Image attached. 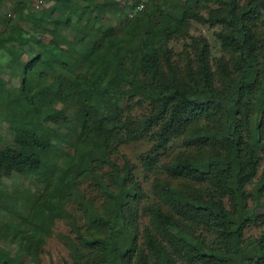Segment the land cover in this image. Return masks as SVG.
<instances>
[{
	"label": "trees",
	"instance_id": "trees-1",
	"mask_svg": "<svg viewBox=\"0 0 264 264\" xmlns=\"http://www.w3.org/2000/svg\"><path fill=\"white\" fill-rule=\"evenodd\" d=\"M45 1L63 19L24 8L19 18L36 23L47 13L51 41L18 24L15 35L0 32L1 54L27 61L20 91L36 115L7 109L27 134L10 144L0 135V210L16 212L38 191L40 208L33 219H0V264H12L3 245L17 240V264L38 260L45 221L75 211L82 226L70 246L74 264L194 262L200 244L213 263L224 253L237 264H264V233L246 237L249 227L264 226V0H153L135 16L133 5L117 0ZM104 14L122 16L120 24ZM192 21L222 26L218 37L230 58L214 64L208 40L190 34ZM63 26L77 39L57 37ZM187 38L174 52L171 41ZM78 48L86 70L76 67ZM64 77L75 83V98L65 94ZM115 96L150 110L126 116L131 103L124 109ZM146 138L153 144L143 164L159 172L152 202H144L130 163L112 159L118 144ZM176 140L183 147L160 162ZM64 146L72 148L65 157ZM45 189L54 210L42 205ZM159 237L180 238L186 249L169 250Z\"/></svg>",
	"mask_w": 264,
	"mask_h": 264
},
{
	"label": "rangeland",
	"instance_id": "rangeland-1",
	"mask_svg": "<svg viewBox=\"0 0 264 264\" xmlns=\"http://www.w3.org/2000/svg\"><path fill=\"white\" fill-rule=\"evenodd\" d=\"M121 5L123 3L134 6V8L129 11L130 16H135L140 10L138 6L141 0H117ZM125 1V2H124ZM153 0H147L145 2V7H147ZM160 1V0H154ZM120 5V7H122ZM24 8L28 11L39 10L43 12V9H51L54 11V16L63 19L61 10L57 4L54 2H46L45 0H0V32L11 33L13 35L17 32L11 27L13 24L23 25L28 30L37 32L41 34L46 41H51V37L43 31L44 20L48 18V14L40 17L36 23L33 22H23L19 18V10ZM203 14L207 16V12L204 11ZM104 20H111L113 24L119 25L122 16L110 17L109 14H104ZM62 31L57 32V37L61 38L65 36L69 40L77 39L76 33H73L68 27L63 26ZM222 30L220 25H210L200 23L198 21H192L190 25V34L195 37H205L210 43L212 51V61L215 64L216 59L220 57L230 58V54L222 47L218 33ZM1 35V34H0ZM0 40L3 39L0 37ZM190 38L173 40L170 43L171 48L176 53H181L184 49L186 42H189ZM145 47H149L148 43ZM150 48V47H149ZM76 67L80 70H86L89 65L88 57L84 54L81 48H78V54L75 58ZM27 66V61L24 59H19L16 63L11 62L8 58H5L0 51V135L4 138L6 144H10L17 133L27 134V131L22 127L20 119L13 115L8 108L16 110L18 112L24 113L29 116L36 117L34 110L27 103L25 95L20 91L22 81L24 80L26 73L25 69ZM63 85L65 87V94L69 97L75 98L76 88L75 83L71 78H63ZM118 97H113L112 101L115 105L121 104L122 108H128L129 103L132 107L126 111V116L134 114L137 116H142L144 113H148L150 110L149 104H137V98L131 101H127ZM153 142L149 139H143L128 143H120L116 146V151L112 155V159L123 166L126 163H130L133 175L139 182L141 187L147 192L148 197L144 199V202L154 201L155 195L152 190V183L155 177L159 175V172L146 170L143 164V156L150 150ZM183 147L181 140H176L171 144L169 151L160 158V162H167L170 157L178 152L180 148ZM72 152V148L64 146L62 155L65 157ZM66 162V160H65ZM264 166V161L263 165ZM33 185V184H32ZM252 188V187H250ZM34 191H36L34 189ZM46 193V198L42 201V205L50 210H54L53 204V194L48 190H44ZM43 193V189L41 190ZM36 196L29 202H20L16 208V212H9L7 215L3 214L0 210V219L2 221H11L13 215L18 214L27 219H33V217L40 213V208L37 203L39 191L35 193ZM74 216L67 219H57L54 224L49 221H45L44 227L49 231L47 234L45 243L42 246V250L39 254L38 260H33L27 257L24 264H74L70 246L73 242L77 240L80 236V228L82 226V219L80 217L81 212H73ZM149 225V220H143V227ZM264 233V226H251L246 230V237H259ZM160 238V237H159ZM145 238L143 237L141 242L143 243ZM160 240L172 250L175 244L184 246L185 243L180 239L174 237L173 244L169 240ZM6 250L7 259L12 264H17L20 257L21 242L18 240L13 243H7L3 245ZM198 257L192 262L188 259L178 258L176 259V264H237L235 256H228L224 253H217L219 257L218 262H210L204 253L203 246L200 244L197 247Z\"/></svg>",
	"mask_w": 264,
	"mask_h": 264
},
{
	"label": "built area",
	"instance_id": "built-area-1",
	"mask_svg": "<svg viewBox=\"0 0 264 264\" xmlns=\"http://www.w3.org/2000/svg\"><path fill=\"white\" fill-rule=\"evenodd\" d=\"M147 0H141L140 1V4H139V6H138V10H143L144 8H145V2H146Z\"/></svg>",
	"mask_w": 264,
	"mask_h": 264
}]
</instances>
